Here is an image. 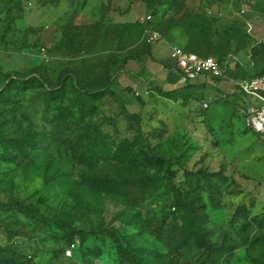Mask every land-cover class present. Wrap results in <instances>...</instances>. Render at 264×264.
Returning <instances> with one entry per match:
<instances>
[{"label": "rangeland", "instance_id": "374dc122", "mask_svg": "<svg viewBox=\"0 0 264 264\" xmlns=\"http://www.w3.org/2000/svg\"><path fill=\"white\" fill-rule=\"evenodd\" d=\"M59 1L0 0V264H264V145L249 124L262 103L241 88L264 78V0L190 18L196 54L223 70L207 100L160 94L188 82L134 62L154 45L147 0L129 16L118 2L43 9ZM23 14L29 29L14 27ZM128 72L142 77L135 118L104 91L117 75L131 89Z\"/></svg>", "mask_w": 264, "mask_h": 264}, {"label": "crops", "instance_id": "0c3cea01", "mask_svg": "<svg viewBox=\"0 0 264 264\" xmlns=\"http://www.w3.org/2000/svg\"><path fill=\"white\" fill-rule=\"evenodd\" d=\"M28 1L30 4H36L38 0H28ZM181 1L184 4V11H188V12H191L193 14H196L199 12H206L207 17H210V15L212 14V11L213 12L216 11V12H219V14H221V12H224V9H225V6L223 4H219L213 0H181ZM116 2H118L119 8L122 9L123 16H125V15L129 16L130 15L129 10H130V5H131V0H60L58 7H55L53 5V3H51V2H47V3L43 4V9L47 10V11L58 9L59 11L68 12L71 10L82 11L85 9L86 10L87 9L97 10L99 8H104L106 11L114 12ZM25 3L26 2L24 1V4ZM143 8L145 11L149 10L147 2L146 3L143 2V7L142 8L140 7V9H143ZM154 9H156L158 11L159 19L158 20L156 18L154 19V23L151 24L149 26V28L146 30L147 34H148V32L150 33L152 31H158V32L160 31L157 29V27L160 23V18L164 17L165 12L168 10V5L165 4V0H164L163 4H157L154 7ZM231 9L233 11L232 7H231ZM170 12H171V15H173L172 11H170ZM108 17H109V15H108ZM167 17H169V16L166 15L164 17V19H166ZM15 25L17 28L25 27L26 29H29L30 26L32 25L31 17L28 16L27 14H23L21 17H17L14 20V27H15ZM163 36H164V41H162V42H163V45L166 46V48L169 51L168 55L166 57H162L161 54L160 55L157 54V56H155L156 52L159 51L158 50L159 47L157 46V44H158L157 43V44H154L151 46V56L147 59L148 61H149V59H154L156 61V64H158V66H159L158 67L159 69L156 70V71H158L157 72L158 74L167 75L169 77L172 76L173 77L172 80L173 81L176 80V82H183L184 80H186L188 82L186 86H188L190 84L197 86V89L192 90V91H195V92L199 91V92H202L203 94L207 93V94H209V96L211 98L217 96V95H215V96L212 95V92L213 93L215 92V94H217V92H219V93L222 92V90L220 88H215L217 86L212 83L213 78L210 76H204V77L198 78L196 80L189 81L184 76H182L183 74L181 75L175 69L170 68L168 65L164 64V63H166L165 61L167 59H170V48L172 46H180V47L183 46V47H185V45L188 42V38H187L185 31L180 27H175L170 32L165 33ZM5 46H6L5 43L3 41H0V49L4 48ZM3 52L4 51L0 50V54ZM134 62H136V61H134ZM142 70H143V68H142ZM144 70H145V68H144ZM143 71L140 74H142ZM131 73H134V72H131ZM131 73L128 72L129 77H131L130 76ZM131 79H132L131 89H128L127 87H124V86L123 87L127 91H129L131 94H133L132 93L133 89H135V90L139 89L141 91L140 86H142V84H140V81H142V77L140 76L139 79H135V78L131 77ZM144 83H146V85L149 84V82H144ZM186 86H181V87H178L177 89L182 88V87H186ZM157 88H161V87H157ZM259 101H261V100H259ZM261 103L263 105L262 101H261Z\"/></svg>", "mask_w": 264, "mask_h": 264}, {"label": "trees", "instance_id": "16d2710c", "mask_svg": "<svg viewBox=\"0 0 264 264\" xmlns=\"http://www.w3.org/2000/svg\"><path fill=\"white\" fill-rule=\"evenodd\" d=\"M163 2H164V0H147V4L149 7L148 11H150V13H151L149 15V16H151V20L145 22L146 23V29H148L149 26L154 23V19L158 17V11L156 9H154V7L157 4H163ZM45 3H47V2H44L43 4H45ZM165 4L168 5V10L165 12V15L167 13H169L170 11L173 12V15L171 17H169L167 20L164 19L165 15H164V17L160 18V23H159L157 29L160 30L162 32V34L163 33L165 34V33L170 32L175 27L182 28L185 31L187 38H188V42L185 45L184 50L186 52H189V53H195V54L199 53V50L201 47H197L196 45H197V43L203 42V41L197 40L195 35L191 34V32L189 30L190 24L188 22L191 18L192 20L193 19L198 20V21L200 20L202 23L207 21V25H208L209 17H207L206 12H199V13L193 14L191 12L184 11V4L180 0H165ZM180 12H182V15L179 16ZM197 25H199L201 28H204V27L206 28V26H207L204 24H199V23L196 24L195 23V26H197ZM0 41H2L1 38H0ZM150 56H151V49L149 48V50L147 51L145 56H142L141 58H138L135 61L136 62H138V61L146 62V60ZM128 65H129V61H126L124 64L125 70H127ZM130 76L132 78H135V79L140 78L139 73H131ZM1 78H2V74L0 73V79ZM195 89H197V86L192 85V84H190L186 87H182L179 89L172 90V91H165L162 88L154 87L155 91L159 92L160 94H162L166 97L173 96V95H175L179 92H182V91H192ZM104 91L110 93L112 96H114L117 99V101L120 103L121 107L127 113V115H129L130 117H134V118L137 117V112H136V108L138 106L137 100L133 96V94H131L129 91H127L123 86H121L119 84L118 75L109 79L108 83L104 87ZM217 94L221 95V93H219V92H217ZM202 97L205 100L211 99V97L207 93H204L202 95Z\"/></svg>", "mask_w": 264, "mask_h": 264}, {"label": "built area", "instance_id": "2783aa9c", "mask_svg": "<svg viewBox=\"0 0 264 264\" xmlns=\"http://www.w3.org/2000/svg\"><path fill=\"white\" fill-rule=\"evenodd\" d=\"M151 16H147L146 21H150ZM149 41L157 44L164 41V36L158 31L148 32ZM170 58L178 62L183 76L193 81L204 76L218 79L223 77L221 63L213 57H201L195 53H189L180 46L170 48ZM241 88L247 95L254 96L263 102V105L255 110L250 119V127L261 139L264 145V78L253 82H244Z\"/></svg>", "mask_w": 264, "mask_h": 264}]
</instances>
